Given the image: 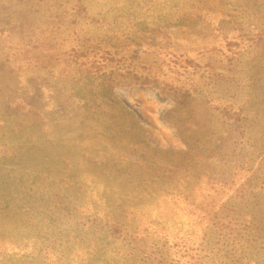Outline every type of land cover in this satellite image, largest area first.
I'll use <instances>...</instances> for the list:
<instances>
[{
  "label": "rangeland",
  "instance_id": "1",
  "mask_svg": "<svg viewBox=\"0 0 264 264\" xmlns=\"http://www.w3.org/2000/svg\"><path fill=\"white\" fill-rule=\"evenodd\" d=\"M129 70L195 104L172 125L176 102L153 86L110 97ZM199 143L215 147L195 156ZM184 151L205 192L231 160L250 162L220 202L240 230L183 218L187 252H156L146 235L127 250L124 206L166 215L158 196ZM139 224L125 226L136 236ZM0 264H264V0H0Z\"/></svg>",
  "mask_w": 264,
  "mask_h": 264
},
{
  "label": "trees",
  "instance_id": "2",
  "mask_svg": "<svg viewBox=\"0 0 264 264\" xmlns=\"http://www.w3.org/2000/svg\"><path fill=\"white\" fill-rule=\"evenodd\" d=\"M130 37V40L135 41L136 44H141L138 40L139 36L131 35ZM119 84L150 85L155 87L163 97H168L176 102V107L168 110L163 115L164 119L169 121L172 125H176L173 118L177 112L186 108H191V106L195 104L196 94H193L190 89L169 87V84L163 82L157 75L138 74L136 71L129 70L124 72V74H120V76H113L110 78L109 86L106 88L107 94H109L110 97H115L113 88L115 85ZM223 113L227 116L226 118L228 120L233 121V123H238V125L240 124V111L227 105L224 107ZM178 132L181 137L184 138L186 144L189 145V142H187L186 138L183 136V130L180 126H178ZM240 132L244 131L241 130ZM214 147L215 146H207L205 143H199L196 147L195 156H203L205 151L212 150ZM186 152L187 151L183 152L184 161L187 160L188 156ZM208 155L209 154H206L207 157ZM186 163L182 162V169L174 170L172 174H166L164 176L167 178V181L169 179H174L176 185L173 187V191L167 190L163 195L158 196L168 203V205H165L166 215L152 214V209L149 205L124 206V238L122 239L124 248L128 250L133 245L138 244L139 241H142V237L146 235V238L154 242L156 252H161L162 245H165L163 247L165 252L168 250L170 253L173 251L176 254L174 250L177 247L187 252L189 248L194 246L196 232L193 235L188 234L187 231L183 234L184 228L179 226L177 222L183 218H189L193 223L197 222V224L193 225L194 228L202 226L198 223L209 220L216 224V226H219L217 228L218 230H230L231 234L229 235H233L236 231L240 230L235 227L236 220L233 219L234 206L229 203L220 204V202L235 186L236 182L248 173L250 170V167H248L250 162H246L245 158L231 160L229 162L232 170L231 173L223 180V184L220 186H211L212 192L204 191L203 185L206 182V174L197 172L196 168H194V164H189L187 161ZM156 182L155 180L154 183ZM228 184L229 186L227 187ZM154 186L155 185L152 184V189ZM151 195H156V192L153 190ZM81 211L82 210L79 208L75 213H81ZM128 219L133 222H137L138 220L140 223L139 228L135 231L136 236H133L132 230L129 232V228L125 226ZM224 234H227V232H224L223 236ZM139 238L140 240H138ZM165 239L167 242H165ZM171 239L174 241L173 244L170 242ZM229 243V241L226 242L225 246L229 245ZM131 249L133 250V248Z\"/></svg>",
  "mask_w": 264,
  "mask_h": 264
}]
</instances>
